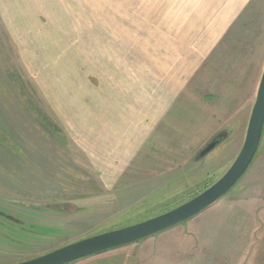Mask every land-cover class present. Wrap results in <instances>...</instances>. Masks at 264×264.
Masks as SVG:
<instances>
[{
	"label": "rangeland",
	"instance_id": "1",
	"mask_svg": "<svg viewBox=\"0 0 264 264\" xmlns=\"http://www.w3.org/2000/svg\"><path fill=\"white\" fill-rule=\"evenodd\" d=\"M9 9V1L0 0V124L12 126L0 130L8 138L19 139L24 150L30 145L25 133L32 131L38 142H34V152L28 150L29 155L13 148L0 134V264L21 263L79 240L162 215L206 190L230 167L242 147L249 117L239 128V112L195 153V143L201 141L205 128H200L204 134L192 136L188 128L179 136L180 132L174 130L176 125L171 130L169 125L165 128L161 124L155 129L157 135L149 136L144 143L152 146L158 158L140 152L131 175H124L114 187L103 185L84 156L62 142L56 128L50 127V132L45 133L36 124L33 130L28 127L27 108L34 106L33 114L40 119L37 108L45 113L48 103L56 105L60 94L72 101L77 97V103L80 99L83 105L91 103L88 95L93 97L92 92L99 88L102 96L116 93L115 97L121 99L124 88L120 78L127 76L129 88H138L141 81L136 79L146 72L172 76L173 79L161 82L172 83L179 96L188 91L198 97L195 87H191L193 81L180 78V74L178 77L175 69L164 62L169 61L168 57L161 58L160 64L153 62L155 58L143 56L152 49L137 46L138 31H122L120 24L108 25L116 29L108 32L116 42L113 50L107 47L113 44L107 41V32L95 30L106 28L105 15L97 17L102 20L98 24L94 16L82 15L81 22L76 24L73 17H67L71 24L64 28L78 27L81 32L63 30L62 26H51L55 28L52 31L30 32L24 26L14 25ZM122 43L129 47L122 48ZM111 52L118 54L119 61L113 58L111 63V57L106 58ZM120 59L126 62L121 63ZM32 87L33 94L29 91ZM203 88L215 92L207 85ZM133 96L144 98L143 90L137 89ZM11 99L19 108L24 104L27 108L17 111L10 104ZM177 105L182 110L177 113L182 126L189 122V115L195 121L201 117L196 110L191 113L192 104L184 97L179 98ZM51 110L48 113L53 118ZM175 115L174 110V123ZM124 137L128 140L119 142L116 135L113 140L119 146H130V142L147 138L130 127ZM216 139H220L219 144L198 159L200 151ZM183 140L187 143L182 144ZM192 153L193 158L187 161L185 158ZM166 155H171L172 160L166 159ZM124 169L125 166L119 167L118 173ZM191 226L202 230L200 236L207 244L214 231L225 233V250L220 256L225 264H264V131L245 175Z\"/></svg>",
	"mask_w": 264,
	"mask_h": 264
},
{
	"label": "crops",
	"instance_id": "2",
	"mask_svg": "<svg viewBox=\"0 0 264 264\" xmlns=\"http://www.w3.org/2000/svg\"><path fill=\"white\" fill-rule=\"evenodd\" d=\"M8 1L14 25L24 26L30 32L55 30L51 26L64 28L71 24L67 17L74 18L73 24L80 23L82 15L94 16L98 24L102 20L100 21L97 17L105 15L108 17L105 21L106 28L95 30L107 32V41L113 42V44H107V47L113 50L114 42H116L108 33L116 29L107 27L108 25L120 24L123 26L122 31H138L140 42L137 46L152 49L148 54L145 51L143 56L155 58L153 62L160 64L163 63L161 58L168 57L169 61L164 62L175 69L177 76L180 74V78L193 81L191 87H195L193 91L198 97L188 91L179 96L172 83L161 82L174 77H162L161 72L143 73L142 77L136 79L141 81L137 84L138 88L132 89L129 88L126 76L120 78L124 88L121 89L123 94L121 99L115 97L116 93L111 95L107 93L102 96L100 93L102 88L96 89V92L93 91V97L89 94L91 103L83 105L80 99V103H77V97L72 101L67 98V95L60 94V98L57 97L55 100L57 104L52 105L49 102L45 113L44 109L37 108L40 111V119L33 114L34 106L27 108L24 104L19 108L12 99L10 100V104L15 106L17 111L27 108L25 114L29 118L27 116L25 118L27 122H30L28 125L30 129L33 130L36 127L35 124L45 133L47 130L50 132V127L56 128L57 135L63 138L62 142H67L77 150L79 156H84L93 174L99 177L105 186L114 187L124 175H131V169L136 166L134 160L138 158L140 152L148 153L152 158H158L152 146L144 143L149 136L155 137V129L161 124H164L165 128L169 125L171 130L176 125L174 130L180 132L177 133L179 136L188 128L192 136L200 132L204 134L200 128L203 131L205 128L206 132L201 141L195 143V153L226 122L235 117L236 113H240L236 125L239 128L241 122L247 120L250 115L249 107L253 106L264 69V0ZM17 17H20V20ZM118 17H122L121 21L117 20ZM63 30L82 31L78 27ZM100 47L97 45V48ZM117 47L120 46L117 45ZM123 47H129V44L122 43ZM125 53L127 54V51ZM107 54L109 56L106 55V58L111 57V63L114 59L119 61L118 54L115 55L113 52ZM128 61L129 58L127 62L120 59L121 63L129 64ZM138 62L142 63L140 60ZM181 65L184 66L181 67ZM203 85L214 89L215 92H208ZM107 87L106 90L109 89ZM137 89L141 92L143 90L144 98L133 96ZM29 91L33 94V87ZM181 97L192 104L190 105L191 113L196 110L201 115L196 121L189 115V122H185L184 126L181 125L183 121L177 114L182 111L177 109L178 100ZM49 108L52 109L53 118L48 113ZM174 110L176 111L173 118L175 123L172 122ZM18 117L20 118L19 113ZM1 127L12 126L0 124ZM129 127L140 133L143 132L144 137L147 138L140 142L139 140L130 142V146H119L113 138L116 135L119 142L128 140L124 137V133ZM5 133L0 130L1 136L8 139L10 145L16 150L29 155H31L29 152H34L33 145H35L34 142H38V139L32 131L25 133L27 143L30 144L25 150L21 148L19 139L8 138ZM186 143L185 140L182 141V144ZM175 151L179 152L178 149ZM184 152H187L185 148ZM194 153L185 159L189 161ZM166 156H168L166 159L171 158V155ZM122 166H125V169L118 173V168ZM205 211L182 224L136 243L92 255L70 264H225L220 257L225 250V233H220L219 230L214 231L213 235L208 237L207 244L203 240V235L200 236L202 230H195L191 226L192 222ZM220 242L224 248H220Z\"/></svg>",
	"mask_w": 264,
	"mask_h": 264
},
{
	"label": "water",
	"instance_id": "3",
	"mask_svg": "<svg viewBox=\"0 0 264 264\" xmlns=\"http://www.w3.org/2000/svg\"><path fill=\"white\" fill-rule=\"evenodd\" d=\"M264 131V69L247 122L242 147L227 171L206 190L162 215L121 229L79 240L52 252L17 264H70L111 249L136 243L182 224L217 203L245 175L258 151ZM220 139L210 142L197 158L210 153Z\"/></svg>",
	"mask_w": 264,
	"mask_h": 264
}]
</instances>
